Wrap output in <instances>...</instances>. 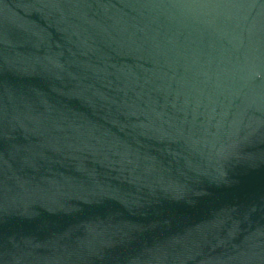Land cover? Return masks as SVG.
<instances>
[{"label":"water","instance_id":"95a60500","mask_svg":"<svg viewBox=\"0 0 264 264\" xmlns=\"http://www.w3.org/2000/svg\"><path fill=\"white\" fill-rule=\"evenodd\" d=\"M0 264H264V0H0Z\"/></svg>","mask_w":264,"mask_h":264}]
</instances>
